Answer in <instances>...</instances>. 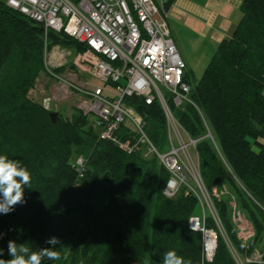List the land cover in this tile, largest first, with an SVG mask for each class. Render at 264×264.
I'll return each instance as SVG.
<instances>
[{
    "label": "trees",
    "instance_id": "16d2710c",
    "mask_svg": "<svg viewBox=\"0 0 264 264\" xmlns=\"http://www.w3.org/2000/svg\"><path fill=\"white\" fill-rule=\"evenodd\" d=\"M240 12L200 79L191 84L184 75L192 104L169 107L196 142L206 193L216 190L214 217H204L205 207L187 187L171 199L164 196L170 175L156 158L98 140L79 113L50 122V112L28 98L44 72L43 30L0 0V155L20 160L31 180L25 203L0 213V259L12 258L11 240L28 247L17 253L25 260L45 248L60 253L59 260L42 257L41 264H163L170 250L191 264H264V0H243ZM47 41L75 53L85 49L63 33L48 32ZM131 101L161 149L167 128L158 102ZM79 156L87 161L80 179L71 167ZM223 186L229 195L220 196ZM230 197L253 229L245 243L230 216ZM192 217L216 234L209 262L202 233L188 228ZM52 237L59 240L55 246L46 243ZM255 253L261 259L246 262Z\"/></svg>",
    "mask_w": 264,
    "mask_h": 264
},
{
    "label": "built area",
    "instance_id": "2783aa9c",
    "mask_svg": "<svg viewBox=\"0 0 264 264\" xmlns=\"http://www.w3.org/2000/svg\"><path fill=\"white\" fill-rule=\"evenodd\" d=\"M168 1L4 0L8 8L43 30V67L58 94L42 98L40 106L50 111L57 102L71 101V111L90 122L98 140L110 142L126 154L141 153L145 158H156L170 175L163 191L166 198H173L185 186L210 211L199 175L196 142L188 137L169 108L172 105L181 109L184 103L192 102L188 98L190 86L184 82L186 66L166 23ZM48 32L63 33L85 49L75 53L58 45L49 46ZM68 57L73 58L68 61ZM61 69L67 71L60 75L57 71ZM34 89L28 93L30 100L37 91ZM133 99L146 106L158 102L166 121L169 146L166 152L153 146L144 117L131 104ZM191 147L194 159L188 152ZM86 162L79 156L71 165L78 179L86 172ZM190 173L198 184L194 190L189 184ZM211 215L214 217L213 210ZM244 222L245 243L254 233L249 222ZM188 228L202 233L203 259L211 261L216 234L201 227L198 217L190 218ZM207 240L214 243L211 249ZM260 259L256 253L246 262Z\"/></svg>",
    "mask_w": 264,
    "mask_h": 264
},
{
    "label": "crops",
    "instance_id": "0c3cea01",
    "mask_svg": "<svg viewBox=\"0 0 264 264\" xmlns=\"http://www.w3.org/2000/svg\"><path fill=\"white\" fill-rule=\"evenodd\" d=\"M242 1L173 0L168 6L169 35L188 78L199 65V72L205 70L219 43L231 36L241 18Z\"/></svg>",
    "mask_w": 264,
    "mask_h": 264
},
{
    "label": "clouds",
    "instance_id": "9594fccd",
    "mask_svg": "<svg viewBox=\"0 0 264 264\" xmlns=\"http://www.w3.org/2000/svg\"><path fill=\"white\" fill-rule=\"evenodd\" d=\"M30 173L21 165L20 160L9 159L6 155H0V213L8 214L13 210V206L23 204L24 188L29 185ZM46 243L55 246L59 240L55 237L50 238ZM54 248V247H53ZM49 248L32 252L27 260L23 255H17L18 252L27 253L28 247L18 245L14 241H8V254L12 257L5 261L0 259V264H41V258L49 260H59L60 253ZM3 252L0 250V255ZM163 264H191L183 257L178 256L175 250L167 251L163 256Z\"/></svg>",
    "mask_w": 264,
    "mask_h": 264
},
{
    "label": "rangeland",
    "instance_id": "374dc122",
    "mask_svg": "<svg viewBox=\"0 0 264 264\" xmlns=\"http://www.w3.org/2000/svg\"><path fill=\"white\" fill-rule=\"evenodd\" d=\"M206 50L208 51L209 49L206 48ZM212 54H211V56H212ZM72 58L73 57H68V61H71ZM200 66L201 65H199L197 68H195L194 71L192 72V74L189 75V81L191 84H195L200 79V77L202 76L204 70L201 69V71L199 72L198 70H200ZM66 71L67 70L61 69V70H58L57 73L60 75H63ZM34 88L37 91L32 93L31 99L33 101L32 100L31 101L33 103L39 105V106H40V102H41L42 98H46V97L58 94V90H56L53 87V83L45 71L44 72L41 71L40 74L38 75V77L36 78ZM71 109H73V103L71 101L70 102L60 101V102H57L56 104H54L53 107H51L49 112L50 113H56L57 116L60 119H62L63 121H67V120L70 121L71 120V114L75 113V111H71ZM173 142L175 145L176 143L174 140H173ZM159 149H160V147H159ZM168 149H169L168 144H165L161 148V152H166ZM188 152H189L190 156L194 159L195 158V152H194L192 147L188 148ZM194 164L197 165V162L194 161ZM190 176H191V180H190L189 184H190V187L194 190V189H196L198 184L194 181V176L192 173H190ZM199 184H200V182H199ZM212 194L214 197L217 196L215 189L212 191ZM212 194H210V195L206 194V198L209 201L210 211H208L207 205H204V207H205L204 217L206 214H209L211 216V211L212 210L214 211V207H213L212 202H211ZM222 194L223 195H229L226 186H223V189L220 192V196ZM216 198H218V197H216ZM229 208H230V213H231L230 216H231L233 225H234L235 229L237 230L238 237L244 243V225L246 224L244 222V220L246 222H248V220L245 218L244 213L237 207L236 201L234 200L233 197H230ZM201 216H202V213H201ZM254 255H256V253Z\"/></svg>",
    "mask_w": 264,
    "mask_h": 264
},
{
    "label": "water",
    "instance_id": "95a60500",
    "mask_svg": "<svg viewBox=\"0 0 264 264\" xmlns=\"http://www.w3.org/2000/svg\"><path fill=\"white\" fill-rule=\"evenodd\" d=\"M48 116H49V120L52 124L56 123L59 120L56 113H49ZM105 181H107V179Z\"/></svg>",
    "mask_w": 264,
    "mask_h": 264
},
{
    "label": "bare ground",
    "instance_id": "6f19581e",
    "mask_svg": "<svg viewBox=\"0 0 264 264\" xmlns=\"http://www.w3.org/2000/svg\"><path fill=\"white\" fill-rule=\"evenodd\" d=\"M214 246V243L212 240H207V247L208 249H211Z\"/></svg>",
    "mask_w": 264,
    "mask_h": 264
}]
</instances>
